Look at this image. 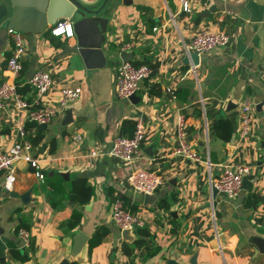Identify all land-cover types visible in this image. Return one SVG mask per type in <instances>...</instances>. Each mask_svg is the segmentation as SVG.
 <instances>
[{"label": "crops", "instance_id": "1", "mask_svg": "<svg viewBox=\"0 0 264 264\" xmlns=\"http://www.w3.org/2000/svg\"><path fill=\"white\" fill-rule=\"evenodd\" d=\"M187 1L190 10L183 8V0H109L104 10L110 17L103 43L106 60L101 65L86 59L75 33L53 34L54 23L25 34L18 90L34 101L32 71L48 70L53 84L39 102L58 111L43 127L13 102L0 109V151L20 137L23 127L28 138L38 137L35 154L45 173L41 179L27 162L17 161L16 179L8 190L5 171L0 172V264H264L257 242L264 239V112L259 102L264 95V0ZM225 7L231 12L224 14ZM61 19L73 21H57ZM203 28L224 29L230 41L200 54L194 64L187 43ZM126 42L134 47L122 52ZM11 50L8 33H0V80L8 77ZM128 52L133 53L131 60L152 67L137 101L115 92L116 66ZM76 85L81 86L79 97L60 110L61 89ZM246 101L252 123L243 134ZM140 117L145 137L127 163L108 149L116 135H131ZM224 118L232 124L228 138L214 127ZM77 133L81 139L75 138ZM183 138L196 144L200 159L175 152ZM91 148L98 152L90 154ZM224 164L250 167L238 196L213 195V180ZM137 165L156 168L164 177L150 201L127 181ZM79 177L89 187L78 185L77 200L71 184ZM89 190V198L79 200ZM116 197L130 201L143 226L123 234L112 215ZM162 198L169 206L159 204ZM23 223L31 233L27 247L18 233ZM99 226L108 232L92 244ZM79 231L89 239L74 254Z\"/></svg>", "mask_w": 264, "mask_h": 264}, {"label": "built area", "instance_id": "2", "mask_svg": "<svg viewBox=\"0 0 264 264\" xmlns=\"http://www.w3.org/2000/svg\"><path fill=\"white\" fill-rule=\"evenodd\" d=\"M226 2L227 0H221ZM183 8L190 10L187 0H183ZM222 12H231L230 8H223ZM222 13V14H223ZM223 14V15H224ZM221 15V18L223 17ZM155 29L157 26L154 27ZM51 31L55 35L65 34L74 35L73 21L70 19L58 20L51 26ZM8 35L12 41V50L7 58L6 69L9 72L8 77L0 80V109H4L10 102L16 107L26 109L30 120L36 123L44 124L52 120L57 113L58 108L49 105L40 104L39 98L45 95L53 84V75L43 68L34 71L30 78V83L35 88L37 98L30 101L25 98L18 90L17 79L24 70V57L27 51L25 43V34L21 30L10 27ZM230 41V34L224 29H197L193 32L190 41L187 43L189 51H197L199 54L210 51L216 47L224 46ZM134 44L126 42L122 46V52L131 50ZM152 72V67L145 62L135 63L133 60H122L116 66L115 71V92L120 98H130L137 93L144 78ZM62 99L60 110L65 105L79 97L81 86H65L61 89ZM261 109L264 112V95L259 101ZM252 123L250 113V103L246 101L242 106L241 132L247 134ZM20 137L12 142L5 149L0 151V172L5 171L4 186L10 190L16 179L14 173V164L23 160L27 162L35 173L44 179L45 173L41 166V158L35 154V145L30 138L25 135L23 127L19 128ZM81 134L77 133L75 138L81 139ZM145 137V124L143 118H138L135 129L131 135L118 134L113 138L108 152L124 162H131L139 153ZM98 151L91 148L90 154H96ZM175 152L185 157L200 159L199 152L194 142L181 139ZM250 173V167L246 164H224L221 175L213 180V185L229 197L238 196L243 188L244 177ZM128 183L137 191L145 194H153L164 183V177L156 168L137 165L131 168L127 174ZM112 215L122 229L135 230L144 225L143 217L133 212L125 203L122 197H116L111 204ZM25 247L30 245L31 233L26 227L19 228L18 231Z\"/></svg>", "mask_w": 264, "mask_h": 264}, {"label": "water", "instance_id": "3", "mask_svg": "<svg viewBox=\"0 0 264 264\" xmlns=\"http://www.w3.org/2000/svg\"><path fill=\"white\" fill-rule=\"evenodd\" d=\"M129 3L132 0H123ZM109 0H2L0 1V33H8L10 27L21 30L24 34L32 32H41L49 24H53L59 17L73 18L74 33L79 39V45L86 59L89 57L91 62L95 60L98 64H103L106 60L103 43L106 40V31L110 17L104 12ZM215 9V5L210 10ZM191 57L194 64L200 62V54L197 51H191ZM132 52L122 55L124 60L131 59ZM92 65H95L92 63ZM34 73V71H32ZM133 101L139 100L137 93L130 96ZM70 115V110H67ZM43 127L46 123L41 124ZM247 177H244L246 183ZM218 189L213 187L214 197ZM146 200L150 201L155 194H145ZM131 230L123 229V234L127 235ZM89 235L79 231L75 235L73 253L77 254ZM261 250L264 251V239H258ZM193 263L196 261L193 259Z\"/></svg>", "mask_w": 264, "mask_h": 264}, {"label": "trees", "instance_id": "4", "mask_svg": "<svg viewBox=\"0 0 264 264\" xmlns=\"http://www.w3.org/2000/svg\"><path fill=\"white\" fill-rule=\"evenodd\" d=\"M11 53V52H10ZM9 53V55H10ZM135 63H141V62H138V61H134ZM35 122V121H33ZM231 121L228 119V118H224V119H219L216 123H215V130L217 131V133L224 137V138H228L229 137V133H230V130H231ZM226 131H227V134H226ZM132 134V133H131ZM33 143H36L38 142V137H35L33 139H31ZM78 185H83V187H89L87 185V180L84 178V177H79L77 178L76 180H74L71 184V196L75 199L78 200V198H76V196L78 197V195L76 194L78 191H79V188H78ZM76 195V196H75ZM75 196V197H74ZM90 196V190L87 192V194L85 196H81V198H79V200L81 201H85L89 198ZM127 205L130 207V209L133 211V212H136L135 210H133L130 206V201L125 199ZM253 200H251V202H253ZM159 204L162 206V207H167L169 206V202L167 200V198H162L160 201H159ZM79 220V217L77 216L75 218V221L71 222V226H73L77 221ZM23 226L24 227H29L28 224L26 223H23ZM108 232V229L103 227V226H99L97 227V229L95 230V233L91 239V243L94 244V243H97L99 242L102 237ZM12 252L15 254V255H19L20 253V250L17 249L16 247L12 246Z\"/></svg>", "mask_w": 264, "mask_h": 264}]
</instances>
